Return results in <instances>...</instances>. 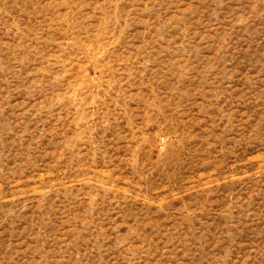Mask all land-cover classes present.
<instances>
[{
    "label": "rangeland",
    "instance_id": "rangeland-1",
    "mask_svg": "<svg viewBox=\"0 0 264 264\" xmlns=\"http://www.w3.org/2000/svg\"><path fill=\"white\" fill-rule=\"evenodd\" d=\"M0 264H264V0H0Z\"/></svg>",
    "mask_w": 264,
    "mask_h": 264
}]
</instances>
